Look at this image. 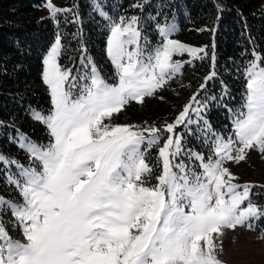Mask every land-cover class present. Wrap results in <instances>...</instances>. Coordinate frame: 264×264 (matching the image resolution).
<instances>
[{"label": "snow or ice", "instance_id": "obj_1", "mask_svg": "<svg viewBox=\"0 0 264 264\" xmlns=\"http://www.w3.org/2000/svg\"><path fill=\"white\" fill-rule=\"evenodd\" d=\"M46 7L53 18L67 11L51 0ZM108 19L105 51L115 83L87 57L82 61L88 59L91 71L79 78L63 67L59 33L43 59L52 109L47 115L33 111V119L46 125L52 140L47 146L22 143L41 168L17 165L23 182L8 177L23 202L0 196V207H11L24 240H13L0 222V264H222L214 234L237 226L251 229L264 217V209L251 202L254 185L234 183L237 178L225 166L244 160L249 149L264 153V58L254 53L245 69L244 111L233 122L235 139L217 136L214 159L188 153L200 162L197 172L175 162L183 151L176 127L191 123L190 111L199 116L203 107H193L199 103L196 95L163 127L110 121L131 102L153 96L190 62L175 55L203 59L205 47L172 39L175 25L165 23L156 25L161 40L149 52L140 17ZM215 59L213 54V68ZM215 75L211 71L200 88ZM205 126L210 129L207 121ZM151 148L158 150L154 185L149 183L154 166L147 159ZM0 162L16 164L3 155Z\"/></svg>", "mask_w": 264, "mask_h": 264}, {"label": "trees", "instance_id": "obj_2", "mask_svg": "<svg viewBox=\"0 0 264 264\" xmlns=\"http://www.w3.org/2000/svg\"><path fill=\"white\" fill-rule=\"evenodd\" d=\"M43 1L0 0V155L16 161L15 165L27 166L30 158L16 145V136L22 134L41 146L51 142L47 127L34 120L31 112L48 113L51 109L41 76L42 56L56 35L62 36L63 44L59 63L71 68L72 74L82 56L90 58L102 74L109 73L111 66L105 52L108 18L116 21L121 16L140 17L144 37L154 43L161 40L156 25L174 21L180 35L207 52L206 56L201 54L203 59L190 58L184 64L176 78H180L181 87L174 89L175 79L165 88L167 101H158L165 108L161 112L152 110L158 115L150 126L174 123L196 95L199 103H193V107L203 106L199 116L190 111L188 119L192 122L186 120L175 129L183 149L201 153L206 159L212 153L215 135H232L233 122L243 111L245 69L255 58L254 53L264 58V0H55L58 8L67 11L57 13L55 18H36ZM136 3L143 7H133ZM213 70L216 75L201 89L204 78ZM141 110L131 102L116 115L117 120L130 119L129 113ZM157 156V148L148 150L153 178L159 174ZM14 174V164L0 162V196L20 201L8 180ZM5 215L10 221L9 213Z\"/></svg>", "mask_w": 264, "mask_h": 264}, {"label": "rangeland", "instance_id": "obj_3", "mask_svg": "<svg viewBox=\"0 0 264 264\" xmlns=\"http://www.w3.org/2000/svg\"><path fill=\"white\" fill-rule=\"evenodd\" d=\"M51 3L55 7L58 8V5L55 2V0H51ZM35 16L36 18L52 17L50 15L49 9L46 7V0H44L43 3L40 5V7L37 9ZM167 24L175 25L176 30L175 32L171 34L172 39L178 40L184 44H187L193 47H201L199 45L192 43L184 36L180 35L178 33V27L174 21H168ZM157 34L159 36L158 29H157ZM54 41H55V38L52 41V43L48 46V48L46 49V51L44 52L42 56V72H43V67H44L43 59L46 56L47 52L49 51L51 45L54 43ZM145 43H146L147 51L150 52L160 42L154 43V41L150 39H146ZM106 58L108 59L110 63L111 71L105 74H102L100 71L99 73L107 82L115 83L116 82V70L114 66L112 65L111 61L109 60V58L107 57V55H106ZM173 58L181 60V61H190L189 59L192 57L189 54L184 53L182 55H175ZM182 68H181V71H182ZM90 71H91V64H89L88 59H86V61L79 62L78 68L75 70L73 75L79 78L80 76L86 73H90ZM181 71L178 74H176L172 79L168 80L167 83L164 85V87L158 89L156 93L153 95L154 96L153 99H149V97H146L145 101L142 104L134 102L138 104V106H141L142 110L140 111V113L131 112L129 113V117H128L130 119H122V120H117V116H116L117 114H114L110 122L112 124H122V125L128 124V125H136V126H142V127L150 126L153 123L154 118L158 115V113L152 114V110L156 109V112L158 111L161 112L164 110L165 108L164 104L159 103L158 101L159 100L167 101V95L165 94L166 93L165 88L170 86L171 83L179 75H181ZM41 76H42V73H41ZM179 79L180 78L176 79L175 80L176 82L173 83L174 89H177V87H181L182 83L180 82L181 80ZM246 82H247V79H246ZM81 83H83V81H81ZM48 93H49V90H48ZM76 94H78V92ZM245 94H246V86H245ZM49 97H50V94H49ZM50 103H51V98H50ZM244 103H245V98H244ZM51 109H52V104H51ZM33 111H37V110H32L31 112L32 118H33ZM243 111H244V108H243ZM48 113H43V114L47 115ZM105 122H109V121L106 120ZM167 135L168 133H163L162 138L166 139ZM22 136L25 137L22 134H18L15 138V143L30 158V165L23 166V167L24 168H36L37 170H40L41 165L39 161L34 160L31 157L30 153L27 151V149L25 147H22V143H27V141H31V140L27 138L25 141H22L21 140ZM217 136L219 135H215L213 138V142L211 146L212 153L209 156V157H212L213 159L215 158L213 155V152H214V143H215ZM219 137H222V136H219ZM229 137H232L233 139H235L234 127H233L232 135H230ZM229 137H223V138L226 140ZM31 142L34 143L33 141ZM143 147H146V145H144ZM189 152L198 153L196 151L183 149L181 154L178 157H176L175 162L179 163L183 161L185 165H187L189 168L194 169L197 172L202 171L199 168L200 162L196 160L194 157H190L188 155ZM208 158H206L205 161H207ZM225 166L228 167L230 172L237 178L233 181L234 183L241 184V185L248 183V184L254 185V187L250 190L251 202L256 204L258 207L264 209V196H263L264 195V153L259 152L258 149H249L246 152V156L244 160L239 161V162L226 161ZM14 173L15 174L12 175V177L14 179H18V180H21V182H23L22 177H21V169L17 167V165L15 164H14ZM153 177L154 176H151L149 180L150 185H154L157 182L156 179ZM12 185L15 187L14 184ZM16 190L20 196V201H13L10 199H5V200L12 201L14 204L22 203L23 200L19 193V190L17 188ZM6 212L9 213L10 221L5 215ZM0 222H3L6 231L8 232L9 236L13 240H20L23 242L24 237L22 233V226L19 225L15 217L12 215L11 207L9 206L0 207ZM262 234H264V217L255 221L251 229H249L246 226H237L234 230L224 229L222 234L219 237H216V235L214 234V244L216 246L217 258L222 262V264H264V238H261Z\"/></svg>", "mask_w": 264, "mask_h": 264}]
</instances>
